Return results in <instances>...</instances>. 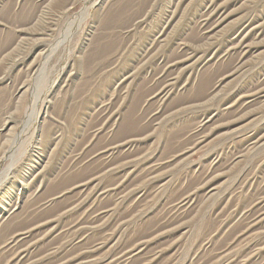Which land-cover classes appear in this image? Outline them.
<instances>
[{"label": "rangeland", "instance_id": "rangeland-1", "mask_svg": "<svg viewBox=\"0 0 264 264\" xmlns=\"http://www.w3.org/2000/svg\"><path fill=\"white\" fill-rule=\"evenodd\" d=\"M153 1L0 0V264H264V0Z\"/></svg>", "mask_w": 264, "mask_h": 264}, {"label": "bare ground", "instance_id": "bare-ground-1", "mask_svg": "<svg viewBox=\"0 0 264 264\" xmlns=\"http://www.w3.org/2000/svg\"><path fill=\"white\" fill-rule=\"evenodd\" d=\"M36 1H38L39 3L47 2V5H48V2H49V3H50V2L52 3L53 0H36ZM175 1H176V0H175ZM34 2H35V1H34ZM73 2H74V1H73ZM152 2L154 3L153 0H152ZM152 2H151V3H152ZM179 2H180V1H179ZM211 2H212V1H211ZM51 3H50V4H51ZM151 3H150V4H151ZM155 3H156V2H155ZM170 3H171V2H170ZM177 3H178V2H177ZM146 4H147V2H146ZM181 4H182V3H181ZM186 4H187V3H186ZM44 5H46V4H44ZM143 5H144V4H143ZM166 5H167V4H166ZM166 5H165V6H166ZM207 5H208V4H206V7H207ZM65 6H66V5H65ZM65 6H63V7L61 8V10L58 11V13H57L58 16H62V15H63V12H64V8H65ZM177 6H178V5H177ZM174 7H175V4H174ZM180 7H181V6H180ZM206 7H205V8H206ZM148 8H149V6H148ZM150 8H151V7H150ZM162 8H163V7H162ZM146 9H147V8H146ZM175 9H176V8H175ZM198 9H199V8H198ZM209 10H210V9H209ZM171 11H173V10H171ZM180 11H181V10H180ZM213 11H214V10H213ZM82 12H83V11H82ZM174 12H175V11H174ZM211 12H212V11H211ZM80 13H81V12H80ZM171 13H172V12H171ZM203 14H205V13H203ZM219 14H220V13H219ZM166 15H167V14H166ZM158 16H159V15H158ZM171 16H172V15H171ZM175 16H176V15H175ZM162 17H163V16H162ZM204 17H205V16H204ZM206 17H207V16H206ZM178 18H179V16H178ZM224 18H225V16H224ZM141 19H142V18H141ZM77 20H78V19H77ZM79 20H80V19H79ZM166 22H167V20H166ZM176 22H177V21H176ZM219 22H220V19L218 20L217 24H218ZM247 22H248V21H247ZM161 23H162V22H161ZM164 23H165V22H164ZM202 23H203V22H202ZM209 23H210V21H209ZM209 23H208V24H209ZM245 23H246V22H245ZM143 24H144V23H143ZM147 24H148V23H147ZM159 24H160V23H159ZM217 24H216V25H217ZM168 25H169V24H168ZM206 25H207V24H206ZM158 26H159V25H158ZM162 26H163V25H162ZM211 26H212V25H211ZM213 26H214V25H213ZM29 27H30V26H29ZM142 27H143V26H142ZM147 27H148V26H147ZM147 27H146V28H147ZM171 27H172V26H171ZM171 27H170V28H171ZM195 27H196V26H195ZM199 27H200V26H199ZM204 27H205V26H204ZM254 27H255V25H254ZM254 27H253V28H254ZM154 28H156V27H154ZM154 28H153V29H154ZM163 28H164V27H163ZM210 28H211V27H210ZM248 28H249V27H248ZM141 29H142V28H141ZM157 29H158V28H157ZM204 29H205V28H204ZM239 29H240V28H239ZM29 30H30V29H29ZM160 30H161V29H160ZM169 30H170V29H169ZM258 30H259V29H258ZM141 31H142V30H141ZM204 31H205V30H204ZM158 32L160 33L161 31H158ZM169 32H170V31H169ZM210 32H211V31H210ZM151 33H152V32H151ZM166 33H167V32H166ZM247 33H248V32H247ZM194 34H195V33H194ZM241 34H242V32H238L237 35H236V38H238ZM156 35H158V34H156ZM156 35H155V36H156ZM168 35H169V34H168ZM164 36H165V35H164ZM185 36H186V34H185ZM244 36H245V35H244ZM244 36H243V37H244ZM63 37H64V36H63ZM189 37H190V36H189ZM154 38H155V37H154ZM231 38H233V37H231ZM142 39H143V38H142ZM162 39H163V38H162ZM166 39H167V38H166ZM168 39H170V38H168ZM239 39H240V38H239ZM242 39H243V38H241L240 41H241ZM35 40H36V39H35ZM144 40H146V39H144ZM163 40H164V39H163ZM163 40H162V42H163ZM29 41H30V40H29ZM146 41H147V40H146ZM237 41H238V40H237ZM240 41H239V42H240ZM165 42H166V41H165ZM181 42H182V41H181ZM183 42H184V41H183ZM143 43H144V42H143ZM150 43H151V42H150ZM188 43H190V42L188 41ZM155 44H156V43H155ZM155 44H154V45H155ZM190 44L192 45V43H190ZM195 44H196V43H195ZM139 45H140V44H139ZM186 45H187V44H186ZM188 45H189V44H188ZM211 45H212V44H211ZM233 45H234V44H233ZM244 45H245V44H244ZM150 46H151V45H149V47H150ZM159 46H160V45H159ZM195 46H197V45H195ZM13 47H14V46H13ZM138 47H140V46H138ZM174 47H175V46H174ZM177 47H178V46H177ZM192 47H194V46L192 45ZM205 47H206V46H205ZM208 47H209V46H208ZM229 47H230V46H229ZM240 47L242 48V46H240ZM142 48H143V47H142ZM157 48H158V47H157ZM159 48H160V47H159ZM165 48H166V47H165ZM175 48H176V47H175ZM188 48H189V47H188ZM200 48H202V47H200ZM238 48H239V47H238ZM241 48H240V49H241ZM177 49H178V48H177ZM196 49H197V48H196ZM11 50H12V49H11ZM155 50H157V49H155ZM159 50H160V49H159ZM170 50H171V49H170ZM183 50H184V49H183ZM225 50L227 51V49H225ZM3 51H4V49H3ZM139 51H140V50H139ZM157 51H158V50H157ZM168 51H169V50H168ZM201 51H202V50H201ZM205 51H206V50H205ZM236 51H237V50H236ZM242 51H243V50H242ZM242 51H241V54H242ZM202 52H204V51H202ZM212 52H213V51H212ZM223 52H224V51H223ZM223 52H222V53H223ZM245 52H246V51H245ZM5 53H6V52H5ZM142 53H145V52H142ZM142 53H141V54H142ZM149 53H150V52H149ZM155 53H156V52H155ZM157 53H158V52H157ZM170 53H171V52H170ZM175 53H176V52H175ZM2 54H4V53H2ZM2 54H1V55H2ZM152 54H153V53H152ZM185 54H186V53H185ZM212 54H213V53H212ZM154 55H155V54H154ZM170 55H171V54H170ZM199 55H200V54H199ZM214 55H215V54H214ZM261 55H262V54H261ZM142 56H143V55H142ZM144 56H145V55H144ZM152 56H153V55H152ZM165 56L167 57L166 54H165ZM184 56H185V55H184ZM184 56H182V57H184ZM189 56H190V55H189ZM202 56H203V55H202ZM209 56H210V55H209ZM217 56H218V55H217ZM180 57H181V56H180ZM199 57H200V56H199ZM242 57H243V56H242ZM150 58H152V57H150ZM196 58H197V56H196ZM196 58H195V59H196ZM200 58H201V57H200ZM1 59H2V58H0V60H1ZM141 59H142V58H141ZM179 59H181V58H179ZM198 59H199V58H198ZM148 60H149V59H148ZM168 61H169V60H168ZM197 61H198V60H197ZM144 62H145V61H144ZM173 62H174V59H173ZM177 62H178V61H177ZM171 63H172V62H170V64H171ZM175 63H176V62H175ZM189 63H191V62H189ZM240 63H241V62H240ZM157 64H158V63H157ZM187 64H188V63H187ZM208 64H209V63H208ZM238 64H239V63H238ZM166 65H168V64H166ZM191 65H192V64H191ZM193 65H194V63H193ZM240 65H241V64H240ZM243 65H244V64H243ZM162 66H163V65H162ZM237 66H238V65H237ZM245 66H246V65H245ZM187 67H188V66H187ZM239 67H240V66H239ZM130 69H131V68H130ZM133 69H134V68H133ZM133 69H132V70H133ZM163 69H164V68H163ZM239 69H240V68H239ZM168 70H169V69H168ZM176 70H177V68H176ZM236 70L238 71V69H236ZM179 71H180V70H179ZM211 71H212V70H211ZM237 71H236L233 75H235V74L237 73ZM176 72H177V71H176ZM176 72H174V73H176ZM246 72H247V70H246ZM134 73H135V72H134ZM165 73H166V72H165ZM209 73H210V72H209ZM262 73H263V72H262ZM170 74H171V73H170ZM178 74H180V73H178ZM244 74H245V73H244ZM263 74H264V73H263ZM151 75H152V74H151ZM180 75H181V74H180ZM212 75H213V73H212ZM230 75H232V74H230ZM238 76H239V75H238ZM260 76H261V75H260ZM163 77H164V76H163ZM170 77H172V76H170ZM217 77H218V76H217ZM223 77H224V76H223ZM232 77H233V76H232ZM234 77H235V76H234ZM239 77H240V76H239ZM241 77H242V75H241ZM123 78H124V77H123ZM125 78H126V76H125ZM153 78H154V77H153ZM161 78H162V77H161ZM166 78H167V77H166ZM166 78H165V79H166ZM230 78H231V77H230ZM218 79H219V77H218ZM221 79H222V78H221ZM154 80H155V79H154ZM173 80H175V79H173ZM211 80H212V79H211ZM229 80H230V79H229ZM234 80H236V79H234ZM237 80H238V79H237ZM257 80H258V79H257ZM121 81H122V80H121ZM124 81H125V80H124ZM158 81H159V80H158ZM158 81H157V82H158ZM258 81H259V80H258ZM152 82H153V81H152ZM154 82H155V81H154ZM212 82H213V81H212ZM218 82H219V81H218ZM236 82H237V81H236ZM20 83H21V82H20ZM170 83H171V82H170ZM172 83H173V82H172ZM229 83H230V82H229ZM234 83H235V82H234ZM24 84H25V83H24ZM164 84H165V83H164ZM231 84H232V82H231ZM19 85H20V84H19ZM119 85H120V84H119ZM157 85H158V84H157ZM162 85H163V84H162ZM173 85H174V83H173ZM240 85H243V84H240ZM245 85H246V84H245ZM245 85H244V86H245ZM250 85H251V84H250ZM174 86H175V85H174ZM238 86H239V85H238ZM177 87H178V86H177ZM213 87H214V86H213ZM246 87H247V86H246ZM257 87H258V86H257ZM160 88H161V87H160ZM167 88H168V87H167ZM172 88H173V87H172ZM179 88H180V86H179ZM209 88H210V87H209ZM209 88H208V89H209ZM231 88H232V87H231ZM253 89H254V88H253ZM262 89H263V88H262ZM160 90H161V89H160ZM165 90H166V89H165ZM168 90H169V89H168ZM211 90H212V89H211ZM248 90H249V89H248ZM219 91H221V90H219ZM219 91H217V92H219ZM251 91H252V90H251ZM24 92H25V90H24ZM151 92H152V91H151ZM157 92H158V91H157ZM204 92H205V91H204ZM211 92H212V91H211ZM215 92H216V91H215ZM221 92H222V91H221ZM249 92H250V91H249ZM154 93H155V92H154ZM233 93H234V92H233ZM252 93H253V91H252L250 94H252ZM255 93H256V92H255ZM162 94H163V93H162ZM162 94H160V95H162ZM214 94H215V93H214ZM240 94H241V92H240ZM206 95H207V94H206ZM153 96H154V95H153ZM153 96H152V97H153ZM158 96H159V95H158ZM163 96H164V95H163ZM180 96H181V95H180ZM213 96H214V95H213ZM241 96H242V94H241ZM247 96H248V95H247ZM257 96H258V95H257ZM254 97H255V96H254ZM157 98H158V97H157ZM161 98H162V97H161ZM161 98H160V99H161ZM170 98H171V97H170ZM230 98H231V97H230ZM234 98H235V97H234ZM239 98H240V97H239ZM31 99H32V98H31ZM209 99H210V97H209ZM227 99H228V98H227ZM237 99H238V98H237ZM251 99H252V98H251ZM232 100H233V99H232ZM247 100H248V99H247ZM159 101H160V100H159ZM166 102H167V101H166ZM244 102H245V101H244ZM232 103H233V102H232ZM250 103H251V102H250ZM161 104H162V103H161ZM177 104H178V103H177ZM186 104H187V103H186ZM202 104H203V103H202ZM204 104H207V103H204ZM239 104H240V103H239ZM241 104H242V103H241ZM243 104H244V103H243ZM263 104H264V103H263ZM167 105H168V104H167ZM200 105H201V104H200ZM231 106H232V105H231ZM263 106H264V105H263ZM157 107H158V105H157ZM165 107H166V106H165ZM207 107H208V106H207ZM207 107H205V108H207ZM239 107H241V106L239 105ZM251 107H253V106H251ZM179 108H180V107H179ZM254 108H255V107H254ZM157 109H158V108H157ZM161 109H162V108H161ZM199 109H201V108H199ZM237 109H238V108H237ZM237 109H236V110H237ZM245 109H246V108H245ZM260 109H261V108H260ZM172 110H173V109H172ZM232 110H233V109H232ZM248 110H249V108H248ZM170 111H171V110H170ZM170 111H169V112H170ZM199 111H200V110H199ZM243 111H244V110H243ZM103 112H104V111H103ZM156 112H157V111H156ZM234 112H235V111H234ZM250 112L252 113V111H250ZM154 113H155V112H154ZM241 113H242V112H241ZM243 113H244V112H243ZM111 114H112V113H111ZM213 114H214V113H213ZM215 114H216V113H215ZM222 114H223V113H222ZM247 114H249V113H247ZM28 115H29V114H28ZM34 115H35V114H34ZM162 115H163V114H162ZM232 115H233V114H232ZM238 115H239V114H238ZM159 116H160V115H159ZM194 116H195V115H194ZM194 116H193V118H194ZM218 116H219V115H218ZM247 116H248V115H247ZM195 117H196V116H195ZM241 117H242V116H241ZM243 117H244V116H243ZM231 118H232V117H231ZM27 119H28V118H27ZM158 119H159V118H158ZM166 119H167V118H166ZM233 119H234V118H233ZM200 120H201V119H200ZM227 120H228V119H227ZM231 121H232V120H231ZM197 122H198V121H197ZM157 123H158V122H157ZM222 124H223V123H222ZM153 125H154V124H153ZM201 125H202V124H201ZM206 125H207V124H206ZM102 126H103V125H102ZM218 126L220 127V125H218ZM262 127H263V126H262ZM262 127H261V129H263ZM96 128H97V127H96ZM97 130H98V129H97ZM194 130H195V129H194ZM196 130H197V129H196ZM105 131H106V130H105ZM87 132H88V131H87ZM204 133H205V132H204ZM16 134H17V133H16ZM93 134H94V133H93ZM147 134H149V133H147ZM254 134H255V133H254ZM254 134H253V135H254ZM140 135H141V134H140ZM140 135H139V137H140ZM144 135H145V134H144ZM187 135H188V134H187ZM148 136H149V135H148ZM150 136H151V135H150ZM150 136H149V137H150ZM190 136H191V135H190ZM198 136H199V135H198ZM205 136H206V135H205ZM205 136H204V137H205ZM215 136H216V135H215ZM215 136H214V137H215ZM220 136H221V135H220ZM220 136H219V137H220ZM134 137H135V136H134ZM143 137H144V136H143ZM214 137H213V138H214ZM217 137H218V136H217ZM226 137H227V136H226ZM243 137H244V136H243ZM136 138H137V137H136ZM141 138H142V137H141ZM201 138H202V137H201ZM210 138H211V137H210ZM221 138H222V137H221ZM239 138H240V137H239ZM255 138H256V137H255ZM131 139H132V138H131ZM138 139L140 140V138H138ZM143 139L145 140V138H143ZM216 139H217V138H216ZM242 139H243V138H242ZM259 139H260V137H259ZM128 140H129V139H128ZM128 140H127V141H128ZM132 140H133V139H132ZM191 140H192V139H191ZM200 140H201V139H200ZM206 140H207V139H206ZM212 140H215V139H212ZM212 140H209V141H212ZM238 140H239V139H238ZM141 141H142V139H141ZM183 141H184V140H183ZM223 141H224V140H223ZM250 141H251V140H250ZM122 142H123V141H122ZM205 142H206V141H205ZM207 142H208V141H207ZM117 143H118V142H117ZM120 143H121V142H120ZM239 143H240V142H239ZM260 143H261V141H260ZM122 144H123V143H122ZM122 144H121V145H122ZM200 144H201V143H200ZM200 144H199V145H200ZM202 144H203V143H202ZM202 144H201V145H202ZM206 144H207V143H206ZM258 144H259V143H258ZM258 144H257V146H258ZM110 145H111V144H110ZM114 145H115V143H114ZM128 145H129V144H128ZM136 145H137V144H136ZM261 145H262V144H261ZM244 146H245V145H244ZM251 146H252V145H250L249 147L251 148ZM111 147H112V145H111ZM126 147H128V146H126ZM192 147H194V146H192ZM200 147H202V146H200ZM242 147H243V146H242ZM255 147H256V146H255ZM260 147H261V146H260ZM260 147H259V148H260ZM102 148H104V147H102ZM105 148H107V147H105ZM113 148H114V146H113ZM124 148H125V147H124ZM184 148H185V147H184ZM231 148H232V147H231ZM246 148H247V147H246ZM253 148H254V147H253ZM110 149H111V148H110ZM244 149H245V148H244ZM102 150H103V149H102ZM122 150H123V149H122ZM187 150H188V149H187ZM224 150H225V149H224ZM251 150H252V149H251ZM254 150H255V149H254ZM256 150H257V149H256ZM259 150H260V149H259ZM98 151H99V150H98ZM114 151H115V150H114ZM123 151H124V150H123ZM131 151H132V150H131ZM228 151H229V150H228ZM232 151H233V150H232ZM244 151H245V150H244ZM249 151H250V150H249ZM100 152H101V151H100ZM121 152H122V151H121ZM141 152H142V151H141ZM141 152H140V153H141ZM182 152H183V150H182ZM182 152H181V153H182ZM214 152H215V151H214ZM251 152H252V151H251ZM253 152H254V151H253ZM76 153H77V152H76ZM76 153H75V154H76ZM96 153H97V152H96ZM119 153H120V152H119ZM254 153H255V152H254ZM1 154H2V153H1ZM3 154H4V153H3ZM92 154H93V153H92ZM120 154H121V153H120ZM123 154H124V153H123ZM135 154H136V153H135ZM148 154H149V153H148ZM188 154H189V153H188ZM221 154H222V152H221ZM230 154H231V153H230ZM235 154H236V153H235ZM239 154H240V153H239ZM249 154H250V153H249ZM114 155H115V154H114ZM142 155H143V154H142ZM145 155H147V153H146ZM174 155H175V154H174ZM177 155H178V154H177ZM3 156H4V155H3ZM100 156H101V155H100ZM143 156H144V155H143ZM184 156H185V155H184ZM220 156H221V155H220ZM235 156H236V155H235ZM248 156H249V155H248ZM263 156H264V155H263ZM102 157H103V156H102ZM113 157H114V156H113ZM120 157H121V156H120ZM139 157H140V156H139ZM242 157H243V156H242ZM246 157H247V156H246ZM260 157H261V156H260ZM2 158H3V157H2ZM131 158H132V157H131ZM178 158H179V157H178ZM181 158H183V157H181ZM232 158H233V157H232ZM243 158H244V157H243ZM243 158H242V159H243ZM262 158H263V157H262ZM93 159H94V158H93ZM95 159H96V158H95ZM100 159H101V158H100ZM100 159H99V160H100ZM109 159H110V158H109ZM126 159H127V158H126ZM162 159H163V158H162ZM135 160L137 161V159H135ZM140 160H141V159H140ZM164 160H165V159H164ZM169 160H170V159H169ZM209 160H210V159H209ZM235 160H236V159H235ZM255 160H256V159H255ZM258 160H259V159H258ZM91 161H92V160H91ZM148 161H149V160H148ZM215 161H216V160H215ZM241 161H242V160H241ZM245 161H246V159H245ZM88 162H89V161H88ZM120 162H121V161H120ZM126 162H128V161L126 160ZM151 162H152V161H151ZM160 162H161V161H160ZM160 162L158 161V163H160ZM165 162H166V161H165ZM172 162H173V161H172ZM258 162H259V161H258ZM123 163H125V162H122V164H123ZM130 163H132V162H130ZM133 163H134V162H133ZM136 163H137V162H136ZM155 163H157V162H155ZM162 163H163V162H162ZM206 163H207V162H206ZM208 163H209V162H208ZM227 163H228V162H227ZM117 164H118V163H117ZM120 164H121V163H120ZM127 164H128V163H127ZM168 164H169V163H168ZM261 164H262V163H261ZM104 165H105V163H104ZM123 165H124V164H123ZM123 165H120V166H123ZM134 165H135V164H134ZM262 165L264 166V164H262ZM130 166H131V165H130ZM145 166L147 167V166H149V165L146 164ZM156 166H157V165H156ZM167 166H168V165H167ZM214 166H215V165H214ZM251 166H252V165H251ZM98 167H100V166H98ZM102 167H103V166H102ZM132 167H133V166H132ZM146 167H145V168H146ZM161 167H162V165H161ZM246 167H247V166H246ZM255 167H256V166H255ZM8 168H9V167H8ZM100 168H101V167H100ZM111 168L115 169L114 167H111ZM119 168H120V167H119ZM123 168H124V167H123ZM149 168H150V167H149ZM154 168H155V167H154ZM211 168H212V167H211ZM229 168H230V167H229ZM126 169H127V168H126ZM143 169H144V167H143ZM151 169H152V168H151ZM157 169H158V168H157ZM244 169H245V168H244ZM252 169H253V168H252ZM254 169H255V168H254ZM110 170H111V169H110ZM110 170H109V171H110ZM140 170H141V169H140ZM140 170H139V171H140ZM162 170H163V169H162ZM204 170H205V169H204ZM263 170H264V169H263ZM116 171H117V170H116ZM126 171H127V170H126ZM154 171H155V170H154ZM160 171H161V170H160ZM255 171H256V170H255ZM95 172H96V171H95ZM100 172H101V171H100ZM114 172H115V171H114ZM120 172H121V171H120ZM137 172H138V171H137ZM215 172H218V171H215ZM219 172H221V171H219ZM249 172H250V171H249ZM105 173H106V172H105ZM105 173H103V174H105ZM108 173H109V172H108ZM125 173H126V172H125ZM125 173H124V174H125ZM142 173H143V172H142ZM159 173H160V172H159ZM159 173L157 172V174H159ZM161 173H163V171H162ZM221 173H222V172H221ZM251 173H252V172H251ZM263 173H264V172H263ZM119 174H120V173H119ZM99 175H100V173H99ZM121 175H122V173H121ZM136 175H137V174H136ZM254 175H255V174H254ZM256 175H257V174H256ZM94 176H95V174H94ZM101 176H102V175H101ZM101 176H100V177H101ZM143 176H145V175H143ZM163 176H164V175H163ZM91 177H93V176L91 175ZM115 177H116V176H115ZM148 177H149V176H148ZM148 177H147V178H148ZM152 177H153V176H152ZM159 177H160V176H159ZM212 177H213V176H212ZM214 177H215V176H214ZM251 177H252V176H251ZM88 178H89V177H88ZM97 178H99V177H97ZM128 178H129V177H128ZM155 178H156V175H155ZM89 179H90V178H89ZM245 179H246V178H245ZM263 179H264V178H263ZM91 180H92V179H91ZM164 180H165V179H164ZM248 180H249V179H248ZM255 180H256V179H255ZM85 181H86V180H85ZM85 181H84V182H85ZM117 181H118V179H117ZM119 181H120V180H119ZM128 181H129V180H128ZM151 181H152V180H151ZM242 181H243V180H242ZM79 182H80V181H79ZM143 182H144V181H143ZM145 182H147V181H145ZM161 182H163V181H161ZM80 183H81V182H80ZM121 183H122V182H121ZM239 183H240V182H239ZM85 184H86V183H85ZM116 184H117V183H116ZM146 184H147V183H145V185H146ZM162 184H163V183H162ZM74 185H75V184H74ZM119 185H120V184H119ZM143 185H144V184H143ZM145 185H144V187H146ZM155 185H156V184H155ZM202 185H203V184L201 183V187H202ZM240 185H241V184H240ZM249 185H250V184H249ZM263 185H264V184H263ZM137 186H138V184H137ZM147 186H148V185H147ZM260 186H261V184H260ZM75 187H76V186H75ZM111 187H112V186H111ZM121 187H122V186H121ZM134 187H136V186L134 185ZM138 187H141V188H142L141 185L138 186ZM157 187H158V186H157ZM262 187H263V186H262ZM96 188H97V187H96ZM96 188H95V190H96ZM116 188H117V187H116ZM154 188H155V186H154ZM193 188H194V187H193ZM248 188H249V187H248ZM79 189H80V188H79ZM123 189H124V188H123ZM138 189H139V188H138ZM196 189H197V188H196ZM240 189H241V188H240ZM260 189H261V188H260ZM100 190H101V189H100ZM105 190H106V189H105ZM107 190H108V189H107ZM120 190H121V189H120ZM129 190H131V189H129ZM136 190H137V189H136ZM148 190H149V189H148ZM157 190H158V188H157ZM258 190H259V189H258ZM132 191H133V190H132ZM193 191H194V190H193ZM195 191H196V190H195ZM212 191H213V190H212ZM77 192H79V191H77ZM102 192H103V191H102ZM125 192H126V191H125ZM125 192H123V193H125ZM154 192H155V191H154ZM256 192H257V191H256ZM100 193H101V191H100ZM127 193H128V192H127ZM130 193H131V192H130ZM184 193H185V192H184ZM211 193H212V192H211ZM211 193H210V194H211ZM104 194H105V193H104ZM195 194H196V193H195ZM257 194H258V193H257ZM80 195H81V194H80ZM94 195H95V194H94ZM98 195H99V194H98ZM170 195H171V194H170ZM188 195H189V194H188ZM196 195H197V194H196ZM255 195H256V194H255ZM262 195H263V194H262ZM95 196H96V195H95ZM120 196H121V195H120ZM124 196H125V195H124ZM134 196H135V195H134ZM136 196H137V195H136ZM178 196H179V195H178ZM185 196H186V195H185ZM96 197H97V196H96ZM107 197H108V195H107ZM143 197H144V196H143ZM187 197H188V196H186V198H187ZM197 197H198V196H196V198H197ZM255 197H256V196H255ZM260 197H261V196H260ZM260 197H259V198H260ZM48 199H49V198H48ZM48 199H47V200H48ZM97 199H98V197H97ZM172 199H174V198H172ZM182 199H183V198H182ZM55 201H56V200H55ZM182 201H183V200H182ZM184 201H185V200H184ZM256 201H257V200H256ZM263 201H264V200H263ZM263 201H262V202H263ZM48 202H49V201H48ZM189 202H190V201H189ZM252 202H253V201H252ZM254 202H255V201H254ZM258 202H259V201H258ZM46 203H47V202H46ZM46 203H45V204H46ZM256 203H257V202H256ZM52 204H53V203H52ZM172 204H173V203H172ZM187 204H188V203H187ZM187 204H186V205H187ZM50 205H51V204H50ZM180 205H181V204H180ZM186 205H185V206H186ZM259 205H260V204H259ZM259 205H258V206H259ZM45 206H46V205H45ZM169 206H170V205H169ZM172 206H173V205H172ZM263 206H264V205H263ZM174 207H175V206H174ZM244 207H245V206H244ZM256 207H257V206H256ZM40 208H41V207H40ZM43 208H44V207H43ZM110 209H111V208H110ZM169 209H170V208H169ZM179 209H180V208H179ZM173 210H174V208H173ZM175 210H176V209H175ZM182 210H183V209H182ZM250 210H251V209H250ZM262 210H263V209H262ZM262 210H260V211H262ZM167 211H168V210H167ZM260 211H259V212H260ZM170 212H171V211H170ZM181 212H182V211H181ZM247 212H248V211H247ZM259 212H258V214H259ZM263 212H264V211H263ZM112 213H113V212H112ZM171 213H172V212H171ZM177 213H178V212H176V214H177ZM182 214H183V213H182ZM101 215H102V214H101ZM172 215H173V213H172ZM247 215H248V213H247ZM249 215H250V214H249ZM255 215H256V214H255ZM255 215H254V216H255ZM169 216H170V214H169ZM103 217H104V216H103ZM173 218H175V216H174ZM250 218H251V217H250ZM258 218H259V216H258ZM1 219H2V218H1ZM244 219H245V218H244ZM254 219H255V218H254ZM256 219H257V218H256ZM262 219H263V218H262ZM91 220H92V219H91ZM54 221H55V220H54ZM169 221H170V220H169ZM77 222H78V221H77ZM251 222H252V221H251ZM258 222H259V221H258ZM46 223H47V222H46ZM46 223H45V224H46ZM248 223H249V222H248ZM76 224H77V223H76ZM166 224H167V223H166ZM250 224H251V223H250ZM255 224H256V223H255ZM43 225H44V224H43ZM253 225H254V224H253ZM31 227H32V226H31ZM249 227H250V226H249ZM249 227H248V228H249ZM48 228H49V227H48ZM244 228H245V227H244ZM250 229H251V228H250ZM254 230H255V228H254ZM256 230H257V229H256ZM24 231H25V230H24ZM28 232H29V231H28ZM28 232H26V233H28ZM240 232H241V231H240ZM254 232H255V231H254ZM44 233H45V232H44ZM248 233L250 234L251 232H248ZM19 234H20V233H19ZM38 235H39V234H38ZM247 235H248V234H247ZM112 236H113V235H112ZM77 237H78V236H77ZM77 237H76V238H77ZM110 237H111V236H110ZM237 237H238V236H237ZM11 238H12V237H11ZM263 238H264V237H263ZM6 240H7V239H6ZM8 240H9V239H8ZM235 241H236V240H235ZM241 241H242V239H241ZM256 241H257V240H256ZM256 241H255V242H256ZM13 242H15V241H13ZM106 242H107V241H106ZM257 242H258V241H257ZM98 243H99V242H97V245H98ZM102 243H103V242H102ZM260 243H261V242H260ZM15 244H16V243H15ZM236 244H237V242H236ZM16 245H17V244H16ZM18 245H19V244H18ZM97 245H96V246H97ZM99 245H100V243H99ZM101 245H102V244H101ZM256 245H257V244H256ZM11 247H12V246H11ZM100 247H101V246H100ZM109 247H110V246H109ZM224 247H225V246H224ZM226 247H227V246H226ZM230 247H231V245H230ZM253 247H254V246H253ZM257 247H258V246H256L255 248H257ZM94 248H95V247H94ZM97 248H98V247H97ZM9 249H10V248H9ZM255 250H256V249H255ZM260 250H261V249H260ZM260 250H259V251H260ZM10 251H11V250H10ZM50 251H51V250H50ZM223 251H224V250H223ZM252 251H253V250H252ZM13 252H15V251H13ZM257 252H258V251H257ZM257 252H256V253H257ZM8 253H9V252H8ZM218 253H219V252H218ZM221 253H222V252H221ZM258 253H259V252H258ZM258 253H257V254H258ZM9 254H10V253H9ZM13 254H14V253H13ZM46 254H47V253H46ZM224 254H225V253H224ZM252 256H253V255H252ZM249 258H250V257H249ZM25 259H26V258H25ZM258 259H259V258H258ZM263 259H264V258H263ZM263 259H262V260H263ZM21 261H22V260H21ZM262 262H263V261H262ZM17 263H18V262H17ZM15 264H16V263H15ZM18 264H19V263H18Z\"/></svg>", "mask_w": 264, "mask_h": 264}]
</instances>
